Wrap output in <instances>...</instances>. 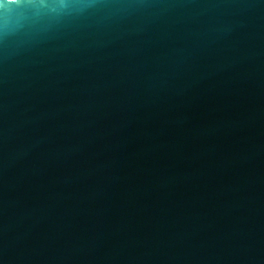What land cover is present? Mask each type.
I'll use <instances>...</instances> for the list:
<instances>
[{"label":"water","instance_id":"95a60500","mask_svg":"<svg viewBox=\"0 0 264 264\" xmlns=\"http://www.w3.org/2000/svg\"><path fill=\"white\" fill-rule=\"evenodd\" d=\"M0 264H264V0H0Z\"/></svg>","mask_w":264,"mask_h":264}]
</instances>
